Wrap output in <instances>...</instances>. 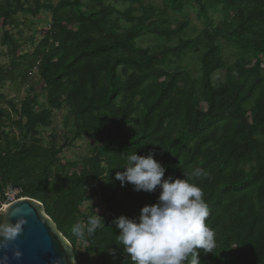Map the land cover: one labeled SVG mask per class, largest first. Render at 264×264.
Listing matches in <instances>:
<instances>
[{"label": "trees", "instance_id": "trees-1", "mask_svg": "<svg viewBox=\"0 0 264 264\" xmlns=\"http://www.w3.org/2000/svg\"><path fill=\"white\" fill-rule=\"evenodd\" d=\"M144 1L60 0L53 7L36 0L25 8L14 0L0 6L3 27L11 30L22 26L19 13L48 9L53 15L46 38L22 62L17 53L23 44L10 32L2 38L12 62L0 65V87L9 81L21 88L34 71L43 86L30 89L17 120L13 107L0 109V205L9 188L20 191L18 199L41 203L81 264L71 229L87 227L88 217L96 216L92 208L83 218L80 208L90 184L101 181L102 227L83 241L97 264H131L112 221L120 215L138 219L143 206L157 203L160 189L137 192L131 184L121 186L115 174L124 171L127 155L151 152L166 168L165 179H186L204 192L216 247L208 254L198 250L201 264H264V0H161L160 11ZM186 7L197 8L205 23L198 36L154 52L136 46L144 35L170 40L181 34L188 21L172 29L153 20ZM211 12H221L222 22L215 24ZM122 20L131 27L122 29ZM218 39L234 47L232 66L213 45ZM202 47L199 80L181 67L167 71ZM223 70L217 86L213 76ZM44 94L47 107L41 108ZM64 96L75 127L71 142L83 136L96 142L73 172L76 165L60 161L63 147L47 145L39 132L52 125ZM197 168L208 176L194 177Z\"/></svg>", "mask_w": 264, "mask_h": 264}, {"label": "clouds", "instance_id": "clouds-1", "mask_svg": "<svg viewBox=\"0 0 264 264\" xmlns=\"http://www.w3.org/2000/svg\"><path fill=\"white\" fill-rule=\"evenodd\" d=\"M124 171H117L115 179L121 186L126 183L134 190L154 192L160 189L157 203L145 205L140 210L138 219L120 215L112 221L118 231L117 244L129 257L131 264H201L202 249L205 254L213 253L216 247L215 232L207 224L209 208L204 199V192L195 183L186 179L164 178L166 168L154 154L138 155L136 151L127 155ZM194 177H207L201 168L194 170ZM8 209L0 210V250L4 255L0 264H8L7 249L23 231L27 220L21 216L15 223L6 219ZM100 216H90L87 227L77 223L71 229L77 239L85 240L102 227ZM103 219V218H102ZM113 257L116 253L113 250ZM13 257L19 260L22 253L13 251ZM53 264H60L55 259Z\"/></svg>", "mask_w": 264, "mask_h": 264}, {"label": "rangeland", "instance_id": "rangeland-1", "mask_svg": "<svg viewBox=\"0 0 264 264\" xmlns=\"http://www.w3.org/2000/svg\"><path fill=\"white\" fill-rule=\"evenodd\" d=\"M7 1L13 5L15 4L14 0H0V6ZM21 2L25 8L34 7L36 4V0H21ZM41 2L46 6L56 7L60 0H41ZM111 4L121 12L125 10V6L121 3ZM143 4L145 6L151 5L159 11L162 10L161 0H145ZM136 15H140V13H136ZM210 16L215 24H219L223 20L221 12H211ZM16 18L22 26L19 29L13 30L9 27H3V21L0 19V65L4 66V68L9 67L12 62V57L8 54V48L2 45L4 32H10V34L14 35L23 44L22 49L17 53V62H22V56H28L33 53L46 38L47 32L51 28L53 21L52 12L48 9L41 10L36 16H32L27 13H19ZM115 19L116 16H114V20ZM159 19L165 21L163 25L164 27L174 29L185 21L189 22V27L181 34L170 40L154 35H144L136 40L137 47L147 49L151 52L157 51L163 47H175L178 45L180 40L193 39L205 28V23L203 20L199 19L198 10L195 7H186L183 13H176L173 11L159 13L153 21H159ZM120 26L122 29H128L131 27V25L127 24L124 20L120 21ZM19 32H21V35ZM213 45L220 48L221 55L228 66H232L235 63L236 51L233 46L225 43L221 39H218ZM204 52L205 50L203 47L197 49L196 51L190 53L184 62L178 64L177 66L168 67L167 71L171 73L177 67H181L182 70L190 74L193 80H199L201 78L200 59ZM262 61V67L264 69V59H262ZM224 79L225 70L216 72L213 76V83L218 86L224 82ZM30 80L31 81L25 85H22L21 88L13 87L9 81L0 87V109H9L13 107L12 117L15 120L19 118L21 104L28 96L30 89L37 88V90H39L40 87L43 86L36 71L32 73ZM39 101L41 108L47 107L45 94L40 95ZM62 101L63 106L61 109L53 111L52 125L46 129L40 128L39 132L41 138L44 139L47 145H49L51 141H54L57 148L63 147V151L60 155V161L63 165H76V168L71 170L73 172L78 171L82 167L84 160L91 155L93 149L96 147V142L85 136L71 142L75 129L74 121L70 115V107L65 102V96ZM206 107V104L202 105V109L205 110ZM41 108L38 107L37 110L39 111ZM53 138L54 140H52ZM100 183L101 181L94 182L89 186V199L80 208L83 218L84 215L88 214L92 208L95 209L97 215L104 212V206L100 200L97 190V186L100 185ZM76 253L81 259V264H97L95 255L87 252V244L85 241L80 239L78 240Z\"/></svg>", "mask_w": 264, "mask_h": 264}, {"label": "water", "instance_id": "water-1", "mask_svg": "<svg viewBox=\"0 0 264 264\" xmlns=\"http://www.w3.org/2000/svg\"><path fill=\"white\" fill-rule=\"evenodd\" d=\"M4 209H8L6 219L11 223H15L21 216L27 220L17 239L9 244L8 264H53L55 259H59L60 264H76L72 245L44 213L41 203L22 198L1 210ZM17 248L22 253L19 260L13 257V251ZM3 255L4 251L0 250V258Z\"/></svg>", "mask_w": 264, "mask_h": 264}, {"label": "built area", "instance_id": "built-area-1", "mask_svg": "<svg viewBox=\"0 0 264 264\" xmlns=\"http://www.w3.org/2000/svg\"><path fill=\"white\" fill-rule=\"evenodd\" d=\"M19 190L9 188L6 190L4 197H5V202L0 205V209L4 208L5 206L10 205L11 203L19 200Z\"/></svg>", "mask_w": 264, "mask_h": 264}]
</instances>
